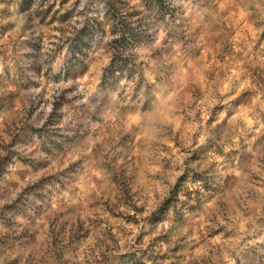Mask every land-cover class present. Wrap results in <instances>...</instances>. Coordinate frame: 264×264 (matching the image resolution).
<instances>
[{
  "label": "rangeland",
  "instance_id": "rangeland-1",
  "mask_svg": "<svg viewBox=\"0 0 264 264\" xmlns=\"http://www.w3.org/2000/svg\"><path fill=\"white\" fill-rule=\"evenodd\" d=\"M0 264H264V0H0Z\"/></svg>",
  "mask_w": 264,
  "mask_h": 264
},
{
  "label": "trees",
  "instance_id": "trees-1",
  "mask_svg": "<svg viewBox=\"0 0 264 264\" xmlns=\"http://www.w3.org/2000/svg\"><path fill=\"white\" fill-rule=\"evenodd\" d=\"M120 36H121V37H123V36H124V34H122V33H121V34H120Z\"/></svg>",
  "mask_w": 264,
  "mask_h": 264
}]
</instances>
